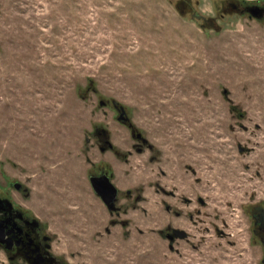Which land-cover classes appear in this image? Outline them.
<instances>
[{
    "label": "rangeland",
    "instance_id": "374dc122",
    "mask_svg": "<svg viewBox=\"0 0 264 264\" xmlns=\"http://www.w3.org/2000/svg\"><path fill=\"white\" fill-rule=\"evenodd\" d=\"M218 25L171 0H0V197L54 264H263L264 18Z\"/></svg>",
    "mask_w": 264,
    "mask_h": 264
},
{
    "label": "flooded vegetation",
    "instance_id": "af4514ba",
    "mask_svg": "<svg viewBox=\"0 0 264 264\" xmlns=\"http://www.w3.org/2000/svg\"><path fill=\"white\" fill-rule=\"evenodd\" d=\"M175 2V7L177 11L181 13L182 16H191L192 19L200 23V26L204 30H218V22L228 18L230 15H248L251 16L248 9L250 7L259 8L263 12L262 19L264 18V4H247L244 0H217L214 4V16H206L200 13L197 8L200 6V0H171ZM251 18V17H250ZM124 120V117L121 119ZM99 135L101 133H98ZM135 138L142 142L145 146L148 142L140 135L135 134ZM109 148L113 147L108 143ZM106 148L103 147L102 152ZM140 150V148H139ZM107 172H101L98 175H92L91 178H102L108 176ZM109 177V176H108ZM111 176L109 177V179ZM111 181V179H110ZM101 184V183H100ZM92 186V183H91ZM93 190L95 192L94 186ZM116 187V186H115ZM117 195L113 204V209L108 210L110 212H115L117 210L116 203L118 202L119 189L117 190ZM99 197V195L95 192ZM100 200H102L99 197ZM103 201V200H102ZM103 203H105L103 201ZM253 236L260 242L262 247H264V208L263 205H257L253 207ZM0 229L1 236H3V244L0 246L7 252L10 260L20 261L24 259L28 264H54L55 260L50 254L51 239L48 236L43 235V231L34 219L31 220L29 217L25 216L22 211L18 210L13 203H10L7 198L0 197ZM180 232L185 233V231L180 229L172 230L171 234H167V239L171 243L177 242ZM187 238V234L185 233ZM183 240V239H181ZM264 264V262H263Z\"/></svg>",
    "mask_w": 264,
    "mask_h": 264
},
{
    "label": "water",
    "instance_id": "95a60500",
    "mask_svg": "<svg viewBox=\"0 0 264 264\" xmlns=\"http://www.w3.org/2000/svg\"><path fill=\"white\" fill-rule=\"evenodd\" d=\"M248 9L250 13V17L253 19H262L263 12L257 7H250ZM125 114L121 116L124 117ZM92 186H94L95 192L99 195V197L105 202L109 209H113V204L117 195V188L112 184L108 176H104L102 178H91ZM101 183V184H100ZM20 186L19 184L16 185L18 189ZM37 222V221H36ZM38 223V222H37ZM1 228V227H0ZM1 229H0V244H3V236H1ZM179 237L184 239L186 237L185 233L180 232ZM51 247V246H49Z\"/></svg>",
    "mask_w": 264,
    "mask_h": 264
}]
</instances>
